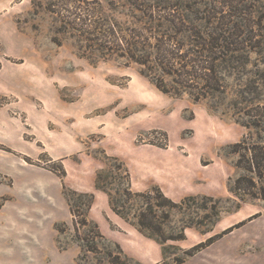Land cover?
Masks as SVG:
<instances>
[{"label": "rangeland", "instance_id": "374dc122", "mask_svg": "<svg viewBox=\"0 0 264 264\" xmlns=\"http://www.w3.org/2000/svg\"><path fill=\"white\" fill-rule=\"evenodd\" d=\"M189 6L199 10L189 20L264 25V5ZM148 8L0 0V228L5 251L33 256L4 264H264V184L255 197L230 191L246 165L233 146L246 139L264 152V55L220 67L224 92L214 96L164 92L119 56L121 35L130 39ZM98 172L113 199L120 178L132 193L150 192L170 215L164 235L183 238L157 240L117 214ZM158 191L183 203L156 207ZM81 193L93 194L87 210ZM135 199L131 221L146 206Z\"/></svg>", "mask_w": 264, "mask_h": 264}, {"label": "trees", "instance_id": "16d2710c", "mask_svg": "<svg viewBox=\"0 0 264 264\" xmlns=\"http://www.w3.org/2000/svg\"><path fill=\"white\" fill-rule=\"evenodd\" d=\"M131 2L135 5H148V19L144 24L133 28L130 39L121 35L125 47L119 49V56L136 63L140 67V73L164 92H171L173 95L186 93L193 100L214 96L215 92H224L220 67L231 66L234 69L236 62L241 64L248 61L251 52L264 55V25L261 20L250 25L236 20L219 24L209 20L202 21L201 18L189 20V13L199 10L187 7V5H264V0H131ZM175 8H179L177 12L168 11L166 14L160 12L161 9ZM236 9L237 7L232 8L233 11ZM117 28L120 32L125 30L122 26ZM169 42L170 47H167ZM253 122L255 126L262 128V124L257 120ZM233 148L235 152L242 150L239 161H244L246 165H237L244 173L234 180L230 191L239 198L261 194L258 183L264 184L263 147L247 143L246 139H243ZM126 176L125 174L122 178L124 183ZM120 179L115 190V194L119 196L117 199L112 198L107 189L109 182L101 179L100 172L97 173L95 181L96 188L108 192L111 196V206L117 214L136 225L147 236L154 237L156 234L157 240L183 238L182 234L176 237L164 235V221H167L170 215L167 211L157 213L150 203V192L132 193L127 184L121 187L123 181ZM69 192L75 194L76 191L64 192L70 212L74 216L81 214L80 206L75 204ZM158 195L164 203L156 204V207L168 205L172 208L183 203L182 201L175 203L159 191ZM80 196L86 200L82 202L85 209H89L93 202V194L81 193ZM134 197L136 199L142 197L146 206L134 214L136 220L131 221L127 214L131 207L129 201ZM127 208L128 211H121ZM162 220L164 221L160 222ZM87 222L86 216L82 217L81 223ZM86 247L93 250L90 245Z\"/></svg>", "mask_w": 264, "mask_h": 264}, {"label": "crops", "instance_id": "0c3cea01", "mask_svg": "<svg viewBox=\"0 0 264 264\" xmlns=\"http://www.w3.org/2000/svg\"><path fill=\"white\" fill-rule=\"evenodd\" d=\"M8 232H6L5 227L0 228V264H4L9 258H12L13 260H17L24 258V259H29L32 258V253L31 251L28 250V248L25 249H15L14 252L9 253L8 251H5L3 248V245L5 242H8V237H7ZM33 235V232L31 233ZM30 240L34 241L32 237H29Z\"/></svg>", "mask_w": 264, "mask_h": 264}]
</instances>
